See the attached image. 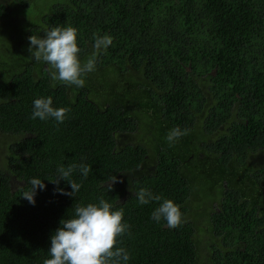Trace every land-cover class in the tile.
<instances>
[{
	"label": "trees",
	"instance_id": "obj_1",
	"mask_svg": "<svg viewBox=\"0 0 264 264\" xmlns=\"http://www.w3.org/2000/svg\"><path fill=\"white\" fill-rule=\"evenodd\" d=\"M17 1L0 2V21L15 10L25 16L0 62V264H43L60 221L100 198L123 208L130 235L117 247L129 252L127 264H264V191L255 187L264 188V169L249 187L255 202L240 192L252 180L247 154L264 146V0H50L33 23L29 3ZM67 26L78 30L82 62L96 37L113 38L80 88L53 82L48 65L30 57L31 35ZM49 96L70 109L63 123L31 119L34 100ZM173 128L188 134L170 143ZM149 160L150 171L125 177ZM82 163L87 178L79 168L69 177L79 191L61 194L72 189L54 183L58 168ZM33 178L46 186L34 205L21 197ZM223 181L236 191L205 235L194 223L156 222L162 201L140 204L135 195L147 189L186 216L194 194Z\"/></svg>",
	"mask_w": 264,
	"mask_h": 264
},
{
	"label": "clouds",
	"instance_id": "obj_2",
	"mask_svg": "<svg viewBox=\"0 0 264 264\" xmlns=\"http://www.w3.org/2000/svg\"><path fill=\"white\" fill-rule=\"evenodd\" d=\"M77 37L78 30L75 27H53L47 30L42 38L34 35L29 37V52L31 58L48 65L49 75L53 82L80 88L85 84L83 77L96 70L99 54L112 44L113 38L108 34L96 37L93 45L94 51L85 62H82L79 57L80 48ZM33 105L31 119L48 120L52 118L58 123H63L70 111L65 107L54 108L50 96L35 99ZM186 134H188L187 129L181 131L179 128H173L166 139L171 143ZM77 168L84 178H87L91 171L90 166L83 163L58 168L59 176L54 183L59 185L60 180H64L72 189L70 193H67L58 188L61 194L73 196L79 191L81 184L69 180ZM115 182L116 178L107 187L111 190ZM29 183L31 184L30 190L24 191L21 197L34 205L37 189L43 190L46 186L36 178ZM135 195L140 204H147L152 200L162 201L151 213V218L156 222L163 219L169 228H176L181 223L183 213L174 201L162 199L160 195H153L144 188H141ZM60 224L61 227L50 238L51 246L48 251L50 258L45 259L43 264H122V262L127 264L129 261V252L124 247H117L121 243V237L125 234L130 235V226L124 222L123 208L114 209L113 204L100 198L98 203L76 206L74 216L62 219Z\"/></svg>",
	"mask_w": 264,
	"mask_h": 264
},
{
	"label": "flooded vegetation",
	"instance_id": "obj_3",
	"mask_svg": "<svg viewBox=\"0 0 264 264\" xmlns=\"http://www.w3.org/2000/svg\"><path fill=\"white\" fill-rule=\"evenodd\" d=\"M200 129L205 131L204 126H201ZM219 132H220V130L219 131L217 130V132L213 133V136H211V139L216 137L217 133H219ZM204 151L205 150H203L202 155L204 154ZM193 158H195V156H191V159H193ZM259 158H260V165H259V167H256V161ZM246 163H247L246 169L249 171V174H250L252 180H251V182L249 181L250 184H248V185L246 184L244 190H240V192H241V195L246 200L255 202L253 197H251L249 199H247V197L250 194H252L251 193L252 189H250L249 187L255 186L253 183L256 182V178L258 177L260 170L264 169V146L259 147L255 151H250L247 154ZM248 167H252V169H256V171L258 173L256 172V174L255 173L252 174ZM253 180L255 182H253ZM221 186L225 187L228 190L224 191V194L222 195V197H219V194L221 191ZM221 186L219 184H215V186L212 185V187L210 189V193H209L211 195H209V194L204 195L201 193L194 194L193 195L194 199L190 200V203L188 204V210L190 209V207H191V209L189 211L187 210L188 214L186 216H182V219H184L185 217H191V216H194L195 219L190 220V221H185V222H183V224L184 223L185 224L194 223L195 225H197L199 227L202 235L203 234L205 235L212 225L214 228V226H215L214 224H216V222H215L216 218L214 217V215L222 213V208H224V205L227 202L228 197H229L228 192L230 189L234 188L232 185H228V181H223ZM255 187L259 188L258 191H261V192H262V190L264 191L262 184H259V185L256 184ZM233 190L236 191L235 188ZM242 192H243V194H242ZM244 192H245V196H244ZM126 197H127V195L124 196L123 199H125ZM261 201H264V197H262ZM254 206L256 207L257 215L259 216L260 211H258V209L260 207L262 208V206L260 203H256ZM211 218L213 219V224L211 222ZM200 219L203 220V222L201 224H200ZM211 236H212L211 238L213 241H215L217 243L221 242V244H222V238L219 237L215 232H213Z\"/></svg>",
	"mask_w": 264,
	"mask_h": 264
},
{
	"label": "rangeland",
	"instance_id": "obj_4",
	"mask_svg": "<svg viewBox=\"0 0 264 264\" xmlns=\"http://www.w3.org/2000/svg\"><path fill=\"white\" fill-rule=\"evenodd\" d=\"M27 1L29 3V8L27 9L28 11V16H32V19L30 20V22H35L37 20V15L44 11L47 8V5L49 4L50 0H24ZM32 1V2H31ZM1 3H6V4H10L7 6H10L12 8H16V3L18 2L17 0H0ZM25 17L23 14H16V10H15V14L10 18V19H3L0 21V62H4L6 60V57L9 56L8 52L13 50V44H14V38L12 35H18L23 26V23L25 20L21 21L20 18ZM1 69H3L5 66H3L2 63H0ZM1 136H3L0 133V139L2 138ZM12 139L8 138L7 139V143L10 142ZM127 140V138H124V141ZM6 150L5 145L2 146V148L0 147V155L2 156V158L4 157V152ZM152 160H149L147 164H145L144 166H142L140 168V170L135 171V172H131V173H127L125 174V177H127L128 179H132L133 177L142 174V171H150L151 170V164ZM260 165V158L256 161V167H259ZM250 172L253 174H256V169H252V167H248ZM20 187H22L20 182H17L15 179L12 181V189L13 191H16L17 189H19ZM195 219L194 216L191 217H185L184 219L181 220L182 224L185 221H190ZM203 222V220L200 219V224Z\"/></svg>",
	"mask_w": 264,
	"mask_h": 264
}]
</instances>
